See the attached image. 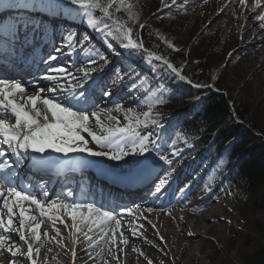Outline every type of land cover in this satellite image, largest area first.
<instances>
[{"label":"snow or ice","instance_id":"obj_1","mask_svg":"<svg viewBox=\"0 0 264 264\" xmlns=\"http://www.w3.org/2000/svg\"><path fill=\"white\" fill-rule=\"evenodd\" d=\"M68 2L81 8L98 9L107 20H111V24L105 22L104 27H100V22L92 19L86 22L92 31L104 35L108 45H111L113 41H118L120 47L140 53L150 65H162L178 81L192 84L196 88L211 87V85L200 82L193 83L189 77L183 74L184 70L180 65L159 53L158 49L151 50L150 46L137 36L138 21L131 13L132 5H127L130 23H122L118 19H113L111 13L117 0H109L107 6L101 5L100 0H68ZM119 2L123 4L124 0H119ZM181 2L182 0H172L171 5L166 6L171 10ZM239 4L243 6L245 0H239ZM256 21L261 24V28H264V14L256 16ZM139 27L146 28L147 25H139ZM74 39V36L65 37L62 42L63 46L55 47V54L49 56L48 61H56L60 54L66 52L70 56L72 53L68 50L81 43V41H77L73 45ZM83 43L86 46L90 41L85 37ZM166 43L170 49L177 53L183 51L182 48L174 47L172 43ZM232 56L233 53L229 52V62ZM108 63L107 57L97 52L96 57H90L89 63L78 69L79 75L72 73L66 66L52 67L49 74L43 78L51 86L46 89L39 88L32 95L25 94L26 90L21 86V83L0 79V173L4 174L0 177V209H2L0 211V253H10L11 256L7 258L12 259L13 264H16L20 257L25 258V264L28 261H31V264H36L34 253L39 254L41 251L37 245L42 239L40 230L43 217H46L54 225L57 222L65 224V219L70 218L73 234L82 232L83 227H88L89 231H92L91 225H95L103 233L101 239L110 240L112 246L128 244V238L121 231L122 221L113 211L93 203L69 202L73 196L71 191L65 193L63 197L50 199L44 183L39 185V195L44 199L14 185L10 178L17 175L16 169L23 165L25 159L28 161L29 168L42 170L51 163L50 159L45 157L48 151L65 156L74 152L86 153L92 157H106L110 161H122L126 157L133 156L139 158L135 166L134 180L138 183H146L151 189H154L151 193L153 196L158 198L160 193L169 190L173 195L179 192L183 196L193 186L195 168L184 165L180 159L183 156L181 147L178 146L181 133L168 135L165 132L164 114L157 110L159 105L165 103L170 97L161 94L159 98L148 105V110L142 113H136L133 108L115 101H113L114 109H101L89 113L88 109L94 106L97 96L111 100L114 95L107 85L101 86L93 78V74L104 70ZM114 77L111 82L117 86V90L127 78L132 81L130 85L132 91L143 90L142 99H146L150 93H154V89L157 87L154 84H148L145 87L146 80H140L138 75L133 76L131 73L124 74L120 70H115ZM217 79L218 77H213V80ZM89 80H92L91 84L88 83ZM17 96L20 97L19 100ZM70 98L76 99L78 102L83 101L82 106L74 110L70 106ZM66 103H69V106H65ZM113 111L123 113V126H120L121 121L117 116L111 115ZM101 112L108 114L109 119L115 121L117 126L103 128ZM5 116L13 117L14 123H8L6 119L2 118ZM93 118L95 126L103 128L105 134H97L90 124ZM82 133H87L91 137V141L101 149L107 148L113 138L117 136L124 143L118 145V150L114 152L97 151L89 146V141ZM183 139L184 143L188 144L186 135L183 136ZM161 147L165 150L171 149L170 154H163L160 151ZM191 147L193 146L189 145V148ZM29 152L38 154L39 158L26 156L25 154ZM154 153L159 154L154 155ZM199 179V174H195V180ZM26 204L33 206L31 210L38 212L39 217L30 215V209L25 207ZM54 211H59V215L50 214ZM144 211L151 212L152 209L146 208ZM17 213L19 220L18 227H15ZM127 213L133 215V209L128 208ZM112 222H114V226ZM106 224L109 225L108 231L104 230ZM67 226L65 224V227ZM55 232L56 236L51 239H57L60 236L59 228H56ZM13 234L18 237L21 244L26 246V252L17 243L12 242ZM132 234L137 235L135 229ZM43 236L49 237V233L43 232ZM86 238L90 241L89 247L98 246L99 242L91 243L92 238L87 235ZM120 250L123 251V249ZM133 251L143 255L139 249H133ZM72 255L75 257L76 253L73 251ZM113 258L115 257L113 256ZM148 264H151V261Z\"/></svg>","mask_w":264,"mask_h":264},{"label":"rangeland","instance_id":"obj_2","mask_svg":"<svg viewBox=\"0 0 264 264\" xmlns=\"http://www.w3.org/2000/svg\"><path fill=\"white\" fill-rule=\"evenodd\" d=\"M29 1L66 8L67 17L72 20L87 18L86 20L100 22L94 19L92 8L74 6L68 0ZM102 1H107L109 4V0H100L103 6L105 4ZM165 1L163 0L162 3V0H124L121 4L117 0L116 6L111 9L112 17L118 20L120 18V21L128 20L127 5H132L131 13L138 21L136 34L140 39H143L142 30L152 31V37L158 42L157 48L159 47L161 52L172 57L184 72L186 65L195 70L198 81L221 85L218 89L225 91L223 95L230 105V115L222 128L231 127L234 120L238 119L244 123L246 130L251 131L253 139L264 140V28H261V24L256 21L257 15L252 13L251 0H245L243 6L239 4V0H182L173 12H170L166 6L170 5L172 0H167V4ZM104 18L100 20L105 21ZM139 25H147V27L140 28ZM86 26L89 28L87 23ZM99 35L103 37L100 38L108 47L107 39L103 34ZM67 36L75 38L73 33H68ZM73 41L76 42V39ZM166 42L172 43L174 47L182 48L183 51L179 53L173 51ZM229 52L233 53L230 62ZM213 77L218 79L213 80ZM49 86L50 84H46L41 88L46 89ZM132 92L131 89L128 90L126 98L134 99ZM148 105L138 113L147 111ZM8 117L5 116L4 119ZM104 117L108 121L103 120L101 116L103 128L117 126L115 121L109 119L108 114L104 113ZM118 119L121 121L120 126H123L122 118ZM90 124L98 135L104 133L102 128L95 126L94 118ZM98 131L102 132L98 133ZM234 139L239 140L236 136ZM253 143L254 141L247 149L252 148ZM114 145L111 143L108 146ZM130 157L135 159L133 156ZM205 186L201 183L198 189H204ZM199 190L192 195L189 190L183 196L177 192L176 197L169 198L170 201L174 200L173 205L161 207L167 200L166 193L171 190L166 191L152 200V204L157 207L149 204H146L145 208L141 206L140 209H152L151 212L138 211L142 213L143 219L136 212L134 214L136 221L131 217L122 218V226L126 231L121 230L128 238L126 245L112 246L109 241L108 246L104 248L103 239H101L103 233L96 235L95 238L88 235L95 243H99L91 250L95 254L92 253V257H84L83 261H86V264H123L120 257L123 254L128 258L127 264H148L149 261L151 264H239V255L244 250L249 251L253 246H264V211L252 209L245 198L238 200L241 195L237 192L221 191L210 194L211 191L205 189L201 196ZM196 198L200 201L208 200L198 205L194 203ZM183 201L186 203L182 204ZM216 207L220 209L215 210ZM207 212L210 216L207 215L205 218ZM18 220L17 213L15 227H18ZM191 220L193 222H190ZM133 229L140 235L143 243H148L151 247L147 246L143 249L136 246L138 242L132 238ZM256 229L257 232H255ZM108 230L109 226L105 231ZM41 236L42 239L37 245L41 251L39 254L34 253L36 264H73L68 258L62 256L65 254L64 250L57 252L55 248L56 240L60 241L59 246H63L62 237L51 239V236L44 237L42 233ZM118 237L119 233L117 239ZM13 241L21 244L15 234H13ZM134 245L140 252L147 253L148 258H140L138 252L130 255L128 248L133 250ZM21 248L26 252L25 245L21 244ZM103 252L106 253L103 254ZM0 260L13 264L10 258ZM16 264H25V258L20 257ZM27 264H31V261Z\"/></svg>","mask_w":264,"mask_h":264},{"label":"trees","instance_id":"obj_3","mask_svg":"<svg viewBox=\"0 0 264 264\" xmlns=\"http://www.w3.org/2000/svg\"><path fill=\"white\" fill-rule=\"evenodd\" d=\"M107 6V5H105ZM120 20V18H119ZM122 23H129L128 20H121ZM142 30V40L150 46V49H158V42L152 37V31ZM169 57V56H168ZM171 60H175L170 57ZM185 74L193 81L199 82L195 76V70L185 67ZM202 82V81H200ZM218 88L221 87L216 83ZM225 92V91H224ZM230 105L222 93H211L206 99L203 110L189 121L185 127V135L188 141H196L197 144H202L212 136L215 129L220 128L217 134V145L224 140L233 137V131L228 127L221 128L226 119L230 115ZM184 135V136H185ZM253 136L240 139L238 145L234 147L235 156L240 157L237 161L238 166L234 167L233 175L228 177V182L231 188L241 195L238 200L246 199L251 205L250 207L256 211H264V140L253 139ZM182 135V141H183ZM254 141L252 148L247 149L248 143ZM233 158V159H234ZM239 202V201H238ZM257 232V229L255 230ZM239 264H264V246H256L244 250L239 255Z\"/></svg>","mask_w":264,"mask_h":264},{"label":"bare ground","instance_id":"obj_4","mask_svg":"<svg viewBox=\"0 0 264 264\" xmlns=\"http://www.w3.org/2000/svg\"><path fill=\"white\" fill-rule=\"evenodd\" d=\"M251 4H252L251 10H253L252 13H255L257 16L258 15H261V14H264V0H251ZM259 42H260V39H259ZM25 94L26 95H32L29 90H26ZM6 121L8 123H13V120H6ZM61 197H63V195H61ZM69 202H73V201L72 200H69ZM27 208L30 209V211H29V214L30 215H36L37 216V214H39L36 211H32L31 210L32 209L31 206H28ZM216 209H220V208L219 207H216L215 210ZM141 210L144 212V208L141 209ZM0 211H2V209H0ZM56 213L59 215V211H56ZM133 213L136 214L135 211H133ZM134 214L133 215L125 214V215L120 216L119 218L121 219L122 222H123V219L122 218H126V217H131V218H133L136 221L137 219H136V216ZM52 215H54V214H52ZM207 215L210 216V213L206 214L205 215V218H206ZM203 218H204V216H203ZM141 219H143L142 216H141ZM190 222H193V221L191 220ZM112 225L114 226V222H112ZM81 226L83 227V225H81ZM108 226L109 225L106 224L104 230H106V227H108ZM193 226H195V224ZM57 227L62 230V233H63L62 235H64L66 238H69V239L72 240V241H69V240H66L65 241L64 240L65 242L62 243L63 246L60 245L61 247L59 246V241L58 240H56L57 242H55V245H56L55 248H56L57 252H60L61 250H64L65 254H63L62 256L63 257H67V258L70 257V256H73L72 255V252L73 251L75 253H77L76 251L78 249H80L81 247H83L88 242L86 240V237L85 238H82L83 236H86L87 235V237H88V235H91V237H94L95 238L96 235H101L102 234L101 230L99 228H97L95 225H91V227L93 229L92 231H89L88 227H83V231L82 232L74 233L73 234V230L71 228V225H69L67 227H65V226L62 227L59 222H57L54 225L51 221L47 220V218H44L43 223L41 225V230L40 231H41L42 234H43V232H48L49 233V236L55 237L56 236L55 229ZM121 229L122 230L124 229L122 225H121ZM197 230L200 231L201 229H197ZM191 232H194V230H191ZM117 236H118V234H117ZM59 237L61 238V235ZM75 238H76V240H74ZM132 238H134L138 242L136 246H139V247H141L143 249H144V247H147V246L151 247L148 243H143V241L140 238V235L138 233H137V235H133ZM74 241H75V243H74ZM109 241L110 240H108V241L103 240L102 241L104 248H106L108 246ZM13 243H16V242L13 241ZM18 245L21 247V244H18ZM136 246H135L134 249H136ZM128 251H129V254L130 255H132L131 253L136 254V252H134L133 250H130V248H128ZM92 253L95 254L93 251H91V248L90 247H87V248L81 250L79 252V254H78V258L76 259V263L75 264H86V261H83V258L84 257H89V256L92 257ZM105 253L106 252H103V254H105ZM142 253H143V255H140L139 254L140 255V258H148V254L147 253H145L143 251H142ZM10 256H11V254L10 253H7V252L0 253V259H3V258L8 259L7 257H10ZM75 256H77V254ZM120 257L122 258L123 264H127L128 263V258L127 257H125L123 254ZM176 262L178 263V261H176ZM0 264H12V262L0 260Z\"/></svg>","mask_w":264,"mask_h":264}]
</instances>
